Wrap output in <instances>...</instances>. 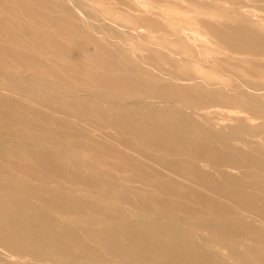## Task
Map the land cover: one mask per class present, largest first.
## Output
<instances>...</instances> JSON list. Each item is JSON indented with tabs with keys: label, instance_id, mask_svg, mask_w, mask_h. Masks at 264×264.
<instances>
[{
	"label": "bare ground",
	"instance_id": "obj_1",
	"mask_svg": "<svg viewBox=\"0 0 264 264\" xmlns=\"http://www.w3.org/2000/svg\"><path fill=\"white\" fill-rule=\"evenodd\" d=\"M104 1L0 0V53H12L8 45L26 39L35 49L55 44L61 52L69 55L87 53L94 58L99 54L110 55L100 63L104 70L95 74L93 80L124 90L121 95L124 103L112 107L94 105L89 111L108 125H119L124 131H131V136L142 142L141 146H136L109 137L114 142L109 146L106 136L92 139L86 132L72 133L54 138L53 143L61 146L64 154L0 142V159L9 165L8 169H0V264H264V214L258 211L262 207L264 212V200L257 207L258 195L255 192L240 188L222 190L224 197L241 207L234 211L236 215H227L220 206L212 207L213 216H198L187 222L191 228L204 230L205 237L193 234L191 229L178 227L171 220L131 218L133 210L138 208L133 200L150 213H169L174 206L169 202L170 195H193L200 199L192 189L182 192L179 187L191 183L190 177L201 178L207 175L205 171H216L218 166L225 165L222 161L226 155V159L237 160L235 168H247L250 164L263 162L261 158L257 160L246 155L243 149L244 146L261 147L250 139L233 136V133L219 140L226 149L221 151L225 153L220 155L222 160L204 158L208 152L217 155L220 148L216 145L218 134L223 133L219 123L207 118L209 111L206 108L210 103L256 101L252 96L262 91L248 87L246 90L253 94L246 97L242 92L233 94L220 89L221 81L217 80L221 79V71L210 66L217 64L216 59L210 56L214 52L209 46L210 41L198 42L196 36L185 31L184 27L167 31L171 37L162 39L169 44L181 42L185 46L175 49L145 42L147 55L138 63L135 57H113L111 49L95 42L92 35L79 41L77 37L84 34L81 23L88 22L89 15L99 21L96 11L99 9L95 6H103ZM254 1L109 0V3L118 5V12L108 21L107 32L123 35L116 20L124 16L130 21H149L147 23L153 29L160 27L161 20L167 18L159 12L161 8L174 10L186 4L200 8V14H207L208 7L220 10L221 7L231 8V5ZM100 10L109 14V8ZM207 25L210 34L225 44L231 55H246H229L231 60L260 66L257 62L264 57V25ZM67 42L71 44L67 45ZM74 45L82 50H75ZM18 53L27 68L44 66L62 71L65 66L55 57L48 62L49 59L36 60L27 53ZM231 60L230 63L235 65ZM147 63L155 65V68L166 67L167 80H161L160 73H146ZM117 69L118 72H114ZM30 80L27 78L26 83L29 84ZM6 87V84H0V94L7 92ZM11 92L7 93L11 95ZM145 99L156 101H143ZM70 103L74 106L77 101ZM179 104H184L185 108ZM59 105L53 106L57 112L61 108ZM258 109L264 115V106ZM47 121L51 120L47 118ZM89 121L80 122L84 123L86 131H101L100 124L92 126ZM260 144L264 147V139ZM177 145L181 146L180 149H176ZM192 147H197L192 158L196 162L189 159L185 165L179 156L186 151L189 153ZM262 152L264 154V150ZM12 157L20 160L30 158L40 172L28 163L18 164ZM197 162L202 163L201 166ZM128 164L148 176V184L158 194L129 184L137 181L135 178L114 173ZM81 167L88 172L81 171ZM12 171L21 172L36 183L13 178ZM252 175L258 179L245 184L264 194V177H261L264 176V166L258 167V173ZM224 177L230 182L243 184L241 176L227 174ZM50 183H55V187H49ZM102 185L111 188L107 190ZM81 191L85 192L79 194ZM36 200L42 205L36 204Z\"/></svg>",
	"mask_w": 264,
	"mask_h": 264
},
{
	"label": "rangeland",
	"instance_id": "obj_2",
	"mask_svg": "<svg viewBox=\"0 0 264 264\" xmlns=\"http://www.w3.org/2000/svg\"><path fill=\"white\" fill-rule=\"evenodd\" d=\"M104 3L105 4L101 7L95 6L96 9H99L96 10L98 11L99 21L94 18L93 15H89V17H87L88 22L85 21L81 23L84 34L77 37L79 41L87 40V38H89L88 36L92 35L95 38V42L107 45L111 49L110 54L113 57H115L114 55L135 57L138 63L147 55V51L145 50L146 43H153L157 46H168L175 49H180L185 46V44L181 42L169 44L165 39H162L170 36L167 31L184 27L185 31L191 32L196 36L198 42L204 40L210 41L209 46L214 49V52H211L210 56L214 57L212 59H216L217 61L216 65L213 64L210 66H212L211 68L214 67L221 71V79L217 80L221 81L220 83L222 86L220 89L230 91V93L233 94L242 92L246 97L253 94L246 90L248 87H251L253 90L262 91L260 93L256 92L257 95L252 96L256 101H242V104L225 103L224 101L210 103V107L206 108V110L209 111L207 118L219 123L223 133L218 134L216 145L218 148L220 146V148L219 151H217V155L213 156L214 153L208 152L204 158L209 160L212 158V160L215 161L222 160L220 155L225 153L221 151L225 152L226 149L224 146H221L219 140L226 137L228 133H233V136L250 139L255 143L254 145L261 147V149L257 147L253 149L249 146H244L245 148L243 149L246 155L249 154L257 160L261 158L260 161L263 162L250 164L247 168H235V165H238L237 160L235 158L226 159V155L224 156L225 159L223 158L222 161L226 163L225 165L218 166L216 171L205 169L212 172L205 171L207 175L201 178L190 177L191 183L179 187V191L182 192L189 188L192 189L194 193L201 197L200 199H197L193 195L190 197L170 195L169 202H173L174 206L170 209L169 213L163 211L150 213L136 200H133L138 208L133 210L134 215H131V218L153 217L159 221L171 220L178 227L191 229L193 234L205 237L206 233L204 230L191 228V224L187 222L198 216H213L212 207L215 208L220 206L227 211V215H236L234 211L240 206L239 203L234 200H229L227 197H224L222 190L240 188L255 192L258 195V200L255 204L259 207L261 205L260 201L264 200V194L248 187L245 183L257 180L258 178L252 174L258 173V167L264 166V154H262L264 147L260 144L262 139H264V115L259 112L258 109L262 105L264 106V57L259 60L260 62H257L260 66L231 60L229 57V55H231L229 49L225 44L217 41L210 34L208 29L209 25L207 24L211 23L215 25V27L258 23L264 25V0H256L251 3L248 2V4L238 3V5H231V8L221 7L220 10L208 7L206 8L208 9L206 10L207 14H200V8L188 6L186 4H182L183 7L180 6L179 9L174 10L170 8H161V10L156 9L157 11L160 10L159 12L164 14L167 18L169 17L170 20L167 18L161 20V26L155 29L148 25L150 24L147 23L149 21L135 22L128 20L129 17L124 16V18L116 20L119 24V30L123 34L121 36L107 32L108 21L112 19L111 17L113 15L117 14L118 11L116 8L118 5L109 3V0L104 1ZM100 8H109V14L103 13L104 11L100 10ZM203 11L205 12V9H203ZM96 24H99L98 27ZM15 25L17 24L15 23ZM22 27L24 26L22 25ZM51 42L55 43L56 40H52ZM66 44L70 45L71 43L67 42ZM8 47L11 48L13 51L12 53H0V84H6L7 92L11 90L12 96L7 92H3V95L0 94V98L2 99V101H0V142H13L20 145L22 148L47 149L56 151L59 154H64L63 148L53 143L54 138L61 135L66 136L72 133L82 134L86 132L92 139H100L101 136H106L107 138H104L109 146L114 143L109 137H114L119 140L122 139L128 143L130 142V144L141 146V140L132 137L130 134L131 131H124L119 128V125H114L115 127H113V125H108L101 117L91 114L89 111L94 105L112 107L122 103L123 97H121V95L124 94V90L110 88L106 84L98 83L96 80H93L95 74L104 70V65H100V63L109 59L111 57L110 55L104 56L99 54V57L96 56L95 58L90 57L87 53L76 54V56L69 55L65 52H61L55 44H48L40 49H35L26 42V39H24L23 42H12ZM74 48H76L75 50H82L76 45H74ZM18 52H20V54H22V52L27 53L36 60L49 59L48 62H50L51 58L55 57L59 63L65 66L62 71L45 68L44 66L27 68L23 61H20L21 55H19ZM231 56L246 57L244 54H233ZM247 57L250 58V56ZM230 60L233 61L235 65H232ZM153 66L155 65L147 63L145 69H148V71H146V73H160L162 76L160 79L167 80L168 72L166 67L155 68ZM118 70L119 69L114 70V72H118ZM27 78H31L30 81L32 82L29 81V84H27ZM70 101H77V103L73 106ZM143 101L153 102L156 100L145 99ZM79 102L85 104H78ZM56 103H59V106H61L59 112L53 109ZM179 107L184 109L185 105L179 104ZM83 112L84 114L82 117L80 114ZM47 118L51 121H47ZM81 120H90L88 123L92 126H94L95 123L97 125L100 124L101 126L99 127L101 131H86L83 128L84 123L80 124ZM155 137L158 136L155 135ZM67 138L73 141L71 137ZM180 147V145H177L176 149H180ZM118 148L121 149L120 147ZM191 151H189V153L186 151L184 155L179 156L182 161H185L183 164L187 165L188 163H186V160L195 157L194 153L197 151V147H192ZM167 157L169 158L170 156ZM12 159L17 163H28L34 170L40 172L39 167L32 162L33 160L30 158L20 160L17 157H12ZM194 162H196V160H194ZM197 164L201 166L202 163L197 162ZM8 168V163L0 159V169ZM81 168V171L88 172V169L84 167ZM243 169H246V172H243ZM12 172L13 178H24L29 180V182L36 183L35 180L29 179V177L21 172ZM114 173L120 177L129 179L135 178L137 181L133 180L135 182H129V184L139 185L140 187L147 188L151 192L158 194L154 187L148 184L149 181L147 179L149 177L142 175L141 171L129 164L124 165L121 171H115ZM227 174L241 176L243 184L230 182L225 177L223 178V175ZM139 175L143 177L141 178ZM138 178L141 180H138ZM55 185V183H50L48 186L55 187ZM102 186L107 190L111 188L109 185ZM84 192L85 191H81L78 193L82 194ZM128 195L133 197L130 194ZM94 200L99 202L97 199ZM34 202L38 205H42V203L37 200ZM183 206H186V208L183 209ZM258 211L264 214L262 207H259ZM213 249L217 250L216 248Z\"/></svg>",
	"mask_w": 264,
	"mask_h": 264
}]
</instances>
